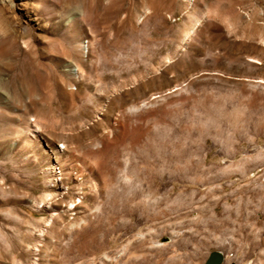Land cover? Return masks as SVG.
<instances>
[{
	"label": "rangeland",
	"instance_id": "1",
	"mask_svg": "<svg viewBox=\"0 0 264 264\" xmlns=\"http://www.w3.org/2000/svg\"><path fill=\"white\" fill-rule=\"evenodd\" d=\"M213 250L264 264V0H0V264Z\"/></svg>",
	"mask_w": 264,
	"mask_h": 264
},
{
	"label": "water",
	"instance_id": "2",
	"mask_svg": "<svg viewBox=\"0 0 264 264\" xmlns=\"http://www.w3.org/2000/svg\"><path fill=\"white\" fill-rule=\"evenodd\" d=\"M224 260V254L220 250H213L209 253L204 264H222Z\"/></svg>",
	"mask_w": 264,
	"mask_h": 264
},
{
	"label": "crops",
	"instance_id": "3",
	"mask_svg": "<svg viewBox=\"0 0 264 264\" xmlns=\"http://www.w3.org/2000/svg\"><path fill=\"white\" fill-rule=\"evenodd\" d=\"M250 166L254 167V159H253V162ZM252 211H254V209ZM250 221H251V225H254V213L253 212L250 215Z\"/></svg>",
	"mask_w": 264,
	"mask_h": 264
},
{
	"label": "bare ground",
	"instance_id": "4",
	"mask_svg": "<svg viewBox=\"0 0 264 264\" xmlns=\"http://www.w3.org/2000/svg\"><path fill=\"white\" fill-rule=\"evenodd\" d=\"M251 60L254 61V59H251ZM102 77H103V76H102ZM100 80H101V79H100ZM57 163H58V162H57ZM109 171H110V170H109ZM113 171H114V170H113ZM110 172H111V171H110ZM113 173H114V172H113ZM113 173H112V174H113ZM58 179L61 180V179H63V177L60 176V177H58ZM113 191H114V190H113ZM112 193H113V192H112ZM123 196H124V195H123ZM124 200H125V199H124Z\"/></svg>",
	"mask_w": 264,
	"mask_h": 264
},
{
	"label": "flooded vegetation",
	"instance_id": "5",
	"mask_svg": "<svg viewBox=\"0 0 264 264\" xmlns=\"http://www.w3.org/2000/svg\"><path fill=\"white\" fill-rule=\"evenodd\" d=\"M223 254H224V253H223ZM225 260H226V254H224V260H223L222 264H224ZM229 264H234V263L231 262V263H229Z\"/></svg>",
	"mask_w": 264,
	"mask_h": 264
}]
</instances>
